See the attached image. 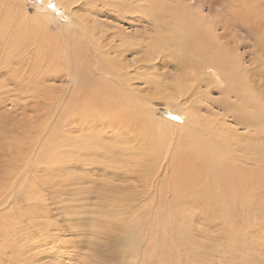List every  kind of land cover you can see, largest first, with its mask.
I'll list each match as a JSON object with an SVG mask.
<instances>
[{
	"label": "rangeland",
	"instance_id": "rangeland-1",
	"mask_svg": "<svg viewBox=\"0 0 264 264\" xmlns=\"http://www.w3.org/2000/svg\"><path fill=\"white\" fill-rule=\"evenodd\" d=\"M157 1V7L162 6L165 9V11L159 10L157 15L158 18L163 17L166 23L164 28L158 30L152 22L144 28L140 24L144 20L140 18L138 21L122 22L121 25L127 35L135 32L133 34L135 38H139L135 35L146 34L149 54L152 58H157L158 65L162 60L171 65L182 62L183 53L178 49L177 52L175 50L171 53L168 52L169 50L164 52L158 43L153 42L157 35L169 32L168 23L171 21V16L173 19V14L180 16L178 18L180 24L189 16L194 18L197 25L195 27L199 28L201 33L214 32L216 36L222 34L223 30L220 28L224 21L227 22L226 25L234 27V14L243 12L246 2L254 1L264 7V0H209L213 2L211 9L200 8L199 5L196 7L203 16L201 18L195 13L190 12L193 15H189L187 11L188 5H194L196 0H148V5ZM202 1L206 2V0ZM118 6H122L120 12L116 10ZM129 12V1L119 2L116 5V3L105 4L104 0H0V32L13 35L12 40H7L6 45L13 44L14 49L16 48L14 51H18L20 55L23 53L22 56L26 60L31 58L26 61L27 66L31 60L35 62L37 58V60L42 57L49 58L52 53L49 58L52 61L50 70H54L51 72H54L52 76L55 77L49 82L52 87L53 104L48 119L51 128L62 130L59 132L61 136L65 137L69 130L71 135L78 136L76 129L80 128L73 127V113L70 111L73 110L72 104L69 105L70 110L62 109L72 93L71 78L66 77L69 71L68 56L71 43H80L85 49L87 48L93 60L98 54L92 37L102 39L103 44L100 43L102 47L110 46L114 39L111 34L113 28L108 29L105 25L116 23L112 17L108 19L107 16L121 13L129 17L131 13ZM84 16L94 17L96 21L86 20ZM131 16L136 18L135 13ZM174 20L173 22H178ZM130 23L135 25L130 26ZM261 26L262 28L256 29L257 31L234 27L231 31L232 35L229 37L228 34L226 35V39L231 41L226 44L225 50L228 51L225 58L236 59L235 57L238 56V59L233 61L236 70L240 73L244 70L245 74L247 72L250 75L254 71L252 59L256 58L259 61L258 82L263 83L261 86L264 87V52L261 50L264 43H259V39L264 37L262 33L264 24ZM105 31L107 32L104 33ZM170 32L172 38L182 36L180 32ZM107 37H111L112 41ZM226 39L222 37L221 42L227 43ZM186 40L185 42L189 44L190 41ZM118 41L116 38L113 43L118 44ZM0 43V54L4 55L13 50L12 45L11 48L8 46L9 48L2 49L5 42L1 37ZM142 48L144 49L145 46ZM110 55L111 53H104L102 57L111 58ZM31 56H35L34 59ZM138 56L143 59L144 55L140 52ZM128 59H131V56H128ZM95 67L98 66L93 65V69ZM189 67L193 68L192 64L183 66L182 74L192 78H181L179 83L174 78H168V74L164 75V69L158 67L147 68L151 77L158 75V79L154 78L155 82L147 78L141 80L137 78L132 81L133 86L140 91L132 93L136 95L133 97L134 104L150 114L145 117V112L141 111V117L145 118L147 124L140 126H153L152 133L147 137L152 145L148 144L143 134L130 136L134 129L132 120H129V128L126 126L123 135L119 134L121 125H116V131H112L111 123H102L106 129L101 134L100 132L85 133L89 136L83 139H91L92 136L94 143L101 142L105 149L100 157L92 156L93 154L89 156L95 161L107 164L108 171L115 173L114 175L104 176L102 175L104 173L98 170L93 173L89 168L81 172L79 168L80 172L77 171L78 173L75 174V181L72 184L65 181V184L67 182L65 185L62 184L65 176L58 177L59 174L55 172L53 177L56 176L58 179L55 177L56 183L51 184L52 190L38 189L33 207L28 208L25 201H20L21 203L14 207L13 211L12 206L0 207V214L3 212V215L12 216L14 211H20L16 223L0 216V264H264V186L260 185L258 191L231 188L230 196H226V192L219 184L220 177L217 176L219 173L216 174V170L212 167L213 163H210L213 162L210 159L211 152L207 153V150L201 146L203 154L199 153V150L196 153L193 151L201 140L207 141L208 144L213 143L210 137L204 134L202 136V131L194 126L196 121L193 116L205 119L204 121L214 126V129L220 123L236 128L232 120L223 119L224 112L216 102L224 99V95L219 90L225 88L226 76L222 78L223 83L216 86L215 77L207 82L200 72H195L197 76L190 74ZM255 81L252 80V83ZM195 87L197 92L194 90ZM206 96L212 101L209 103L210 107L204 102ZM82 97V94H78L76 98ZM83 98L89 100L88 94ZM144 98L150 100L147 102L149 104ZM100 99H105L104 94ZM40 100L45 103L42 97ZM85 100L83 101L89 102ZM31 102L35 104L33 100ZM202 104L220 115V120H210L211 113L205 110ZM9 105L6 108H9ZM2 107L4 111L5 107ZM97 111L100 112V108ZM36 112L37 109L29 108L23 114L12 110L8 113H11L14 120L27 121L32 118L29 123L33 124L34 121L41 126L45 116L36 118ZM66 112L67 115L69 114L67 118L64 117ZM109 116H114V113H110ZM88 122L85 124L89 126H81L92 127L90 125L93 124L92 121L88 120ZM136 131L139 132V129ZM192 132L199 134L202 139L198 140V136ZM237 132L243 133L245 130L238 128ZM46 137L45 135L44 139ZM55 143L62 145L57 139ZM89 145L93 146L92 140L87 143V146ZM66 149L65 153L70 165L71 148L67 146ZM148 150L153 151L156 159L150 152L147 153ZM62 153L52 155L54 159L52 161L64 160L61 157ZM220 153L224 151L219 150L218 154ZM237 163L236 168L239 170L241 163L239 161ZM54 164L53 166L56 167ZM59 166V171L61 168L64 173L72 174L71 165ZM90 176L95 182L94 187H97L98 182L102 181V183L93 189L94 192L90 190L91 195L87 198L85 182L82 184L77 182L81 177L90 179ZM89 183L86 182V185L90 186ZM99 193L104 195L101 196ZM111 253L114 254L111 256Z\"/></svg>",
	"mask_w": 264,
	"mask_h": 264
},
{
	"label": "bare ground",
	"instance_id": "bare-ground-1",
	"mask_svg": "<svg viewBox=\"0 0 264 264\" xmlns=\"http://www.w3.org/2000/svg\"><path fill=\"white\" fill-rule=\"evenodd\" d=\"M123 1H129V9L131 12H129V17L126 15H122L121 13L120 15H108V19L112 17L115 20L116 24L106 23L107 25H105V27L108 29H110L111 27L113 28L111 29V34L114 37L113 42L117 38V41L119 40L118 44L116 42H112L110 46L102 47V39H94L92 37V39L94 40L93 45L95 51L97 52L96 54H98L95 55L96 57L92 60V57L90 56L87 48L85 49L80 45V43H71L68 56L69 71L67 72L66 77L69 76L71 78L72 93H70V100H66L62 109L63 111L68 110L69 105L72 104L73 110H69L73 113V127H80L76 129L78 131V136H75L74 134L71 135L70 130L69 132L67 130L68 133L65 137L61 136L59 132L62 130H59V128H51L50 119H48L52 113L51 108L53 104L51 99L52 87L49 82L55 77L52 76L54 72L51 71L53 69L50 70V68H52V61L49 60V58L51 57L52 53L51 55L48 54V56L50 55L49 58L42 57L44 59L40 58L39 60H37V58L35 59V62H32L31 60V63H29L28 66L26 65V61L28 62V60H30L31 58L26 60V58L22 56L23 53L22 55H20L21 53L18 54V51H14L16 48L14 49V46L11 43L10 44L13 47L11 48V45L9 44L8 46L13 50L11 52L5 53L4 55L0 54V66L3 65L1 66L2 68L0 67V207L12 206L13 208L11 210L13 211V209H15L14 207H16L22 201H25L28 204V208L33 207L34 203L36 202V194L39 192L38 189H41V191L47 188L48 190H52L53 186L51 184L56 183V176L53 177V174L55 172L59 174L58 177L65 176L62 184H65V181H67L68 184H72L75 181V174L78 173L77 171H79V168L81 172L89 168L93 173L97 170L104 173L102 174L104 176L113 174L108 171L109 169L107 164H104L100 161H95L89 156L93 154L92 156L98 155V157H100V155L104 154L105 149L102 147L101 142L95 144L92 136L91 139H83V137L89 136V134L85 135V133L91 134L93 132L95 134L97 132H100L101 134V132L106 129V127L102 123H111L110 129H112V131H116V125H121L122 128L120 129L121 131H119V134L123 135V132H126L124 131L126 130V126L127 128H129V120H132L134 129L133 134H130V136L134 137L143 134L147 139V137H149L148 135H150L153 131V126H140L142 124H147L145 118L143 116L141 117V111L145 112V117L150 116V114L148 111L140 109L139 105L134 104L135 102L133 97H135L136 95L132 93L140 91L133 86L134 82L132 81L136 80L137 78L140 80L143 78H147L148 80L152 79L155 82V79H158V75H154L151 77L148 73V69H150L151 67L153 69H157L158 67L159 69H164V75L168 74V78H174V80L179 83L181 78L186 77L182 74L184 73L183 66H187L188 64H192L193 66V68L189 67L188 69V72H190V74L196 75L197 73L195 72H200L201 76L206 78L207 82H209L212 77H215L216 80L214 83L216 84V86H218L220 83H223L224 75L226 76L227 83H225V88L223 87L224 89L222 90H219L217 88L224 95V99L223 101H214L217 102L218 107L224 112L225 117L223 119L225 121L232 120V122L236 126V128H234L233 126H229L228 124L225 125L223 123H220V125H217L218 127L214 129V126L204 121L205 119L193 116L196 121L194 126L202 131V136L206 135V137H210L211 142H213L208 144L207 141L205 142L201 140L202 142H198L197 147L195 146L196 149L194 148L193 151L196 153V151L199 150V153L203 154L200 148L201 146L204 150H207V153L211 152L210 159L213 162L210 163H213L212 167H214V169L216 170V174L219 173L217 174V176L220 177L219 184L223 187V191L226 192V196H228L231 192V188H236V190L241 189V191L244 189L258 191L257 189L260 185L264 186V87L261 86L263 85V83L258 82L259 69L257 68H259V66L257 63L259 61H257L256 58L252 59L251 64L254 65V71L252 72V75H250V73L247 72L245 74L244 70L242 73L236 70V64L233 61H236V59H238V56L235 57L236 59H233L232 57L225 58L226 52L228 51L225 50L227 48L226 44L231 41L229 39H226V35L228 34V37L232 35L233 32L231 31H233L234 27L236 26L240 27L241 29H255L254 31H257L256 29L262 28L261 25L264 24V7H262L260 3H255L254 1L252 3L249 1L246 2V6L244 7L245 10L243 12L234 14V27L228 24L226 25L227 22L224 21L223 26H221L220 28L223 30L222 34H217L216 36L214 32H212L211 34L208 31V33H201V30L195 27L197 25L196 20L194 21V18L189 16V18H187L184 23L180 24L178 21V18L180 16L173 14V19L171 16V21L170 23H168L169 32L163 34L161 33L153 39V42L155 41L154 44L158 43V46L163 49L164 52L165 50L166 52L169 50V53H171V51L173 50L177 52L176 49H178L180 53H183V57L181 58L182 62L179 64H172V66L171 63L164 62L163 60L162 63L158 65L156 63L157 58H152L150 56L148 51L147 37L145 33L139 36L135 35L139 37L135 38L133 37V34H135V32L132 35H127L125 33L126 31H124V29L122 28L123 25H121L122 22H130L134 20L138 21V19L140 18L144 20L140 23L144 28L148 27L149 23L152 22L153 26L156 29L160 30L164 28V25L166 23L163 17L158 18L157 15L159 10L165 11V9L162 6L157 7L158 1L151 2V5H148V0H104L105 4L116 3V5L119 4V2L121 3ZM198 5L200 8L211 9L213 6V2L209 0H206V2H203L202 0H196V3L194 5H188V7L186 6L188 8L187 11L189 15H193L190 14L191 12L203 18L202 14L200 15L198 9L196 8ZM184 6L180 7L183 8ZM121 7L122 6H118L116 10L120 12ZM134 13L136 18H132L131 16ZM84 17L86 20L96 21L94 17ZM81 20L83 21L84 19ZM86 20L84 21L87 22ZM173 20L178 22H173ZM103 23L105 24V21ZM134 25L135 24L130 23V26ZM170 31L174 33L180 32L182 36H180V34V37L172 38V36L170 37ZM100 32L102 33L103 31ZM106 32L107 31H105L104 33ZM95 35L97 36L98 34ZM12 36L13 35L8 34L7 32H0V37L3 39V42H5L3 44L4 47L2 46V49L8 47L6 45L7 40H12ZM111 37L107 38H110L111 40ZM222 37L223 39H226L227 43L221 42ZM262 37L259 39V43H264V37ZM186 39L190 41L189 44L185 42ZM214 41L218 44L214 43ZM101 42L102 44H100ZM144 46L145 48L143 49L142 47ZM261 50L264 52V46L261 48ZM140 52L144 55L143 59L138 56ZM104 53H111V58L102 57ZM39 54L41 55V53ZM39 54L38 56L40 57ZM253 54H255V52ZM26 55L27 54H25V56ZM53 56H55L54 53ZM92 56H94V54H92ZM128 56H131V59H128ZM93 65L98 67H95L93 69ZM93 70L98 73H95ZM198 75L200 76L199 73ZM186 78L191 79L192 77L187 76ZM204 80L205 79H203V81ZM252 80H256L257 82L255 81V83H252ZM144 82L148 83L147 81ZM201 86H203V84H201ZM194 90L197 92V87H195ZM77 93L82 94L83 97L88 94L89 100H86L89 102H84L83 100L85 99L83 97L77 99ZM207 93L209 94L210 91L208 90ZM103 94L105 96V99H100L101 97H103ZM41 97L45 99V103L42 102L43 100H40ZM20 100H22L23 102H19ZM31 100H33L35 104H32ZM144 100L146 101V103L150 101L146 98H144ZM204 102H207L206 105L210 107L209 103H211L212 101L209 96H206L204 98ZM8 104H10L9 108H6ZM1 106L5 107L4 111L3 107L1 108ZM202 106L205 110H208L211 113L210 120H220V115L212 112L211 108H207L204 104H202ZM29 108H32V110L37 109V112L35 114L36 118L45 116L44 122L42 121L43 124L41 126H39V123L36 124V122L34 121H32L33 124L29 123L31 122L32 118L28 120L26 118L27 121H25V119H23V121H21V119L14 120L11 113H8L10 110H12L13 112L23 114L26 113ZM98 108H100V112L97 111ZM67 112L64 113L66 114V116H64L66 118L69 115H67ZM110 113H114V116H109ZM64 114H62V116ZM212 115L214 117L211 118ZM188 118H190V116H188ZM88 120L92 121L93 124H90L92 127H82L81 125H86L85 123H87ZM59 122H61V120H59ZM68 122L69 124H71V121L68 120ZM107 127L109 128V126ZM238 128L239 130H245V132L238 133ZM137 129H139V132L136 131ZM128 133L129 131L126 133V135ZM192 134L195 133L192 132ZM45 135L47 137L44 139ZM196 135L199 138L198 140L202 139L199 134L196 133L195 136ZM56 139L58 140L59 144L62 145H57L55 143ZM91 140L93 142V146H87V143ZM147 142L149 145H152L150 144L151 142L149 143L148 139ZM67 146L68 148H71L69 152L71 166L69 165V161L65 153V149L67 148ZM56 149L58 154L59 152H63L61 157H63L64 160L60 162H58V160L56 162L52 161L54 160L52 155H58L56 153ZM219 150L221 152L223 150L224 153L218 154ZM149 152L150 151L148 150L147 153ZM150 153L151 156H154L153 158L156 159L153 151H151ZM56 159L57 157H55V160ZM238 161L241 163V168L239 170L236 168ZM53 164L56 167H54ZM59 165H62L63 167L70 166L72 168V174L69 175L68 173H64L61 168L59 171ZM112 167H114V165H112ZM59 172L63 174H60ZM48 173L52 174L48 175ZM113 175L111 177H113ZM89 178L90 179L81 177L77 182L81 184L85 182L84 187H87L85 197L87 198L91 195L89 193L90 190L94 192L93 189L97 188L98 185L102 183V181H100L97 183V187H94L95 182L93 180V177L90 176ZM56 179L58 178L56 177ZM88 181L91 183H89L90 186L86 185V182ZM99 194H101V196L104 195L103 193ZM19 214L20 211H14L12 216L10 214V216L7 214L3 215L2 212L0 216H4L7 220H12V222L16 223L19 220ZM112 254L114 253H111V256Z\"/></svg>",
	"mask_w": 264,
	"mask_h": 264
}]
</instances>
